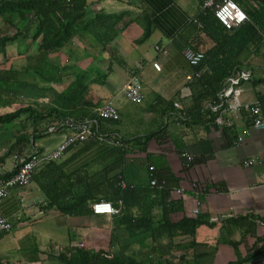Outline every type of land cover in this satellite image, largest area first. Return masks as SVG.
Returning <instances> with one entry per match:
<instances>
[{
    "label": "crops",
    "instance_id": "1",
    "mask_svg": "<svg viewBox=\"0 0 264 264\" xmlns=\"http://www.w3.org/2000/svg\"><path fill=\"white\" fill-rule=\"evenodd\" d=\"M205 1L87 0L91 10L100 8L109 15L117 16L115 39L104 50L85 36L74 39L64 48L62 55L52 56L62 68L55 75L58 80L37 84L53 90H47L43 95L36 91L27 92V97H21L19 103L34 101L40 107L50 106L55 94L63 91L80 73L78 79L87 86L77 108L81 109V118L93 119L89 117L90 111L94 113L104 102H111L118 110L119 118L116 121L101 120L102 131L112 133L111 139L121 145L113 146L90 139L69 147L56 161L60 165V173L68 180L66 184L74 191L107 190L113 181L117 185L116 177L125 181L119 173L125 160L161 156L172 175L168 179L170 186L177 185L173 189L190 192L194 180L204 184L201 212L218 221L212 227L198 228L196 242L199 245L181 251L185 261L189 263L194 255H199L203 264L234 263L237 261L236 252L227 243L231 240L237 243L240 260L247 258L237 264H264V129L253 128L243 111L236 114L234 126L224 131L212 125L208 116H193L192 81H188L187 77L191 75L196 79L200 75L194 76L196 73L186 61L184 51L191 48L194 41L197 44L198 40L203 41L201 37L196 38L197 33L193 34L191 30L198 13L205 9ZM231 1L246 15L244 22L255 9L264 10V0L251 3L246 0ZM262 22L264 26V18ZM187 42L191 43L186 45ZM155 46L165 48L167 54L158 53ZM202 46L199 45L200 49ZM249 48L254 46L249 45ZM154 61L160 64L161 71L151 69ZM25 69L27 77L23 80L33 82L29 77L32 70L28 66ZM244 69L252 72V78L243 85V99L257 101L262 110L258 95H264V34L261 48L245 62ZM132 76L139 77L141 81L143 98L138 104L131 103L124 95V86ZM173 99L182 102L183 112L173 108ZM206 102L209 101L201 104V113ZM262 114L264 116L263 110ZM68 133L67 129L47 131L38 135L31 144L42 152H48ZM151 134L155 137L145 143L144 138ZM239 136L243 137L238 142ZM184 150L193 158L189 167L180 155ZM100 157L109 158L110 162L94 167L93 162H98ZM247 160H254V164L244 166L243 162ZM12 165L9 158L3 169L7 171ZM55 173L56 170L49 175ZM41 180L36 176L27 188L10 190L0 205V213L7 221L14 223L20 215L23 218L7 236L0 239H6L3 240L5 249L0 247V258L12 264H45L51 251L47 246L51 244L53 250L67 246V234L77 233L80 228L86 235H91L93 231L99 234L111 231V216H103L104 225H96L89 221L99 216H66L54 209L38 185ZM120 181L117 182L119 186ZM214 184L221 185L225 190L214 189ZM176 195L173 191L171 198H176ZM22 198L28 205L26 209L22 207ZM187 203H184L186 213ZM181 217V213H175L171 215V220L175 222ZM221 218L239 219V223L228 224L225 220L219 221ZM53 221L59 224L61 230L46 228L45 224ZM103 236L97 238L96 245ZM40 237L43 241L37 246L36 240Z\"/></svg>",
    "mask_w": 264,
    "mask_h": 264
},
{
    "label": "trees",
    "instance_id": "2",
    "mask_svg": "<svg viewBox=\"0 0 264 264\" xmlns=\"http://www.w3.org/2000/svg\"><path fill=\"white\" fill-rule=\"evenodd\" d=\"M116 18L115 14L109 15L100 8L91 10L87 0H0V20L3 23L0 25V55L6 57L9 46H19V43L30 38L37 53L43 57L41 67L32 71L35 76L32 75L34 78L31 83L20 78L21 71L12 67L0 68V167L11 156H20L28 151L30 146H34L31 143L38 135L44 134L61 120L89 119H82L81 109H77L87 89L78 79L80 73L63 91L55 94L50 106L40 107L34 101L19 103L17 99L27 97V92L36 91L43 95L47 90H53L37 84L58 80L55 75L62 68L53 61L52 56L62 55L63 48L74 39L85 36L92 44L104 50L117 35ZM263 18L264 10L258 8L249 14L247 21L227 29L215 16L213 8H205L198 13L196 20L201 27L195 23L191 32L197 33L196 38L201 37L203 41L198 40V44L194 41L191 48L202 52L204 58L198 66L192 67L193 73L200 72V76L190 83L194 95L193 116H208V120H212L210 110L200 112L201 104L205 101L216 103L224 79L234 70L244 68L245 62L259 51L263 44ZM30 28L33 30L31 33ZM204 43L205 46H202ZM249 45L254 48L250 49ZM258 101L264 113V95H258ZM13 105L14 110L5 111ZM90 113L89 117L101 123L96 112L95 115ZM153 137L155 134L145 137L144 142ZM192 164L193 158L186 167ZM59 166L56 161H51L39 166L33 174V179L36 176L42 178L38 185L54 209L66 216H96L92 213L90 203L104 200L110 202L118 213L111 216L112 228L107 249L71 248L68 245L56 251L51 248L45 264H203L199 261V255H194L191 262L187 263L181 251L199 245L196 242L198 228L212 227L218 221L211 220V216L201 212V209L196 214L191 212L192 192L171 198L175 191L172 187L177 185L170 186L168 179L172 175L161 156L125 160L119 173L126 186L121 188L117 183L120 180L116 177L117 185L113 181L107 190L74 191L66 184L68 180L60 173ZM55 170L54 175H49ZM152 179L157 180V185L150 184ZM193 182L203 188L199 194L202 203L204 184L196 180ZM213 187L225 190L219 184ZM185 201L188 202L187 213ZM175 213H181L182 217L173 222L171 215ZM21 219L22 215L16 217L14 223L8 220L11 229ZM224 220L228 224L239 223V219ZM224 220L219 219L221 222ZM7 233H0V239ZM178 237L180 239H175ZM97 238L100 239V236ZM227 243L237 256V261L231 264L247 259L240 260L236 242L228 240ZM0 264L12 263L0 258Z\"/></svg>",
    "mask_w": 264,
    "mask_h": 264
},
{
    "label": "built area",
    "instance_id": "3",
    "mask_svg": "<svg viewBox=\"0 0 264 264\" xmlns=\"http://www.w3.org/2000/svg\"><path fill=\"white\" fill-rule=\"evenodd\" d=\"M251 3L254 0H246ZM204 8H213L215 16L227 29L238 27L246 19V15L240 10L237 4L231 0H206L203 4ZM195 23L201 27V24L195 20ZM155 50L166 55L167 50L160 46H155ZM184 57L191 67L198 66L204 58V54L200 51H195L192 48H186L184 51ZM151 69L155 72L161 71V66L157 61H154L150 65ZM200 72L194 76L198 77ZM252 78V72L248 69H238L231 72L223 81L220 91L217 93V102H206L203 106V111L210 110L213 114V118L209 121L212 125L222 128H232L235 124V117L238 112H246L250 124L255 129H264V116L262 114L260 104L255 102H248L243 99L244 88L243 85L248 83ZM188 81H193V76L187 77ZM124 95L131 103L138 104L142 101V86L139 77L132 76L126 85L124 86ZM173 108L177 111H182L184 105L178 99H173ZM96 114L99 119L116 121L119 118L118 110L111 102H104L99 108L96 109ZM184 119V118H182ZM67 129L70 131L64 139L51 151L42 152L35 146H31L28 151H25L22 155L11 156L12 167L9 170H4L0 167V205L9 195L12 189H25L27 188L33 179V174L43 164H47L51 161L59 160L69 147L85 142L90 139L99 140L113 146L121 145L120 142H115L111 139L112 133L102 131L101 123L93 119L75 120L72 118H65L58 122L55 126L48 128V132ZM243 136H239L237 141L239 142ZM113 138V137H112ZM234 142V144L238 143ZM181 157L185 160L186 165L190 164L192 156L187 151L181 152ZM254 164V160H247L243 162L244 166H251ZM10 173L8 177L6 174ZM151 185H157V181L152 179ZM126 183L120 181V187L124 188ZM203 188L198 187L197 183L192 182L190 186V192L193 193V197L190 201L191 212L193 214L198 213L202 206L199 199V194ZM177 195H184L185 191L181 188L174 191ZM22 201V207L26 209L28 205ZM92 213L96 216H113L118 213V210L113 205L104 200L95 201L91 205ZM211 220H214L212 218ZM11 229L9 222L0 213V233L9 232ZM96 232V231H93ZM72 234V233H71ZM110 234V231H109ZM73 239L78 237H86L84 229L81 232V228L78 232L72 234ZM92 241L90 233L87 236V244L75 243L70 245L71 248H86L92 250L107 249L109 244V236L104 241V236L100 240L99 245L94 246L90 244ZM104 241V242H102ZM93 242V241H92ZM95 243V242H94Z\"/></svg>",
    "mask_w": 264,
    "mask_h": 264
},
{
    "label": "rangeland",
    "instance_id": "4",
    "mask_svg": "<svg viewBox=\"0 0 264 264\" xmlns=\"http://www.w3.org/2000/svg\"><path fill=\"white\" fill-rule=\"evenodd\" d=\"M2 24L3 23L0 20V25H2ZM31 31H33V30L31 29L30 30V33H31ZM63 51H64V48H63ZM6 53H7L6 54V57L0 55V68H6L7 69L9 67H12L13 69H16L18 71H21L22 73L20 74V78H22V79L27 77V75L23 71L25 68H27V66H28V68L30 70L35 71L38 68H40L41 65H42V61H43L42 58L43 57L40 54L37 53L36 47L31 42V39L30 38L26 39V41H23L21 44L19 43V46H16V45L9 46ZM31 74L34 75L33 73H31ZM29 77H31L32 79L34 78L33 76H30V75H29ZM29 80H31V79H29ZM20 100H21L20 98L17 99L18 102ZM13 109H15V105H13V107H8L7 109H5V111H7V110H13ZM109 162H110L109 158L106 159V158L100 157L99 160H98V162H93V165H94V167H100L102 165L104 166V164L107 165ZM102 218H104V217L103 216L94 217L92 221H89V223L96 224V225H104V222L102 221ZM45 226H46V228H50V227L53 228L51 230H54V231L55 230H61V229L58 228L59 224L57 222H55V221L50 222V223H47V224H45ZM13 232H15V231H13ZM38 232H40L39 229H38ZM59 232L61 233L62 231H59ZM100 233H102V232H100ZM104 233L105 234H99V233H96V232H92L91 235H92V241L93 242L91 241L90 236H89V240L91 241L90 244H93L94 246H96V244L94 242L97 241L98 235L99 236L105 235L104 236L105 237L104 238V241L108 238V236H109V239H110L109 230H105ZM110 233H111V231H110ZM7 235L8 234H5L3 237H5ZM37 235L38 234H35V236H37ZM87 236L88 235H86V237L80 236V237H78V239L74 240L73 239L74 236L71 233H68L67 234V237H68L67 238L68 239L67 240L68 246L75 245V244H73V242H75L77 244L78 243H81L82 244V242L84 244H87V242H88L87 241ZM3 240H6V239L3 238L2 240H0V247H2V249L4 250L5 248L3 247ZM36 241H37L36 242L37 243V246H40V243L43 241V239L40 237ZM104 241H102V242H104ZM47 242H49V241H46V243ZM49 245L50 246H47V247L49 248V250H51L52 245L51 244H49ZM9 248L10 247H8V249ZM57 248H59V247H57ZM57 248H55V249L57 250ZM134 248L137 249L136 246ZM143 253H145V250H143ZM190 262L191 261H189V263Z\"/></svg>",
    "mask_w": 264,
    "mask_h": 264
}]
</instances>
